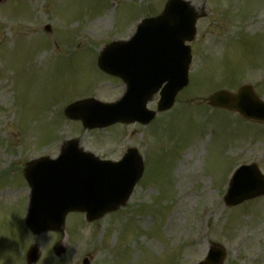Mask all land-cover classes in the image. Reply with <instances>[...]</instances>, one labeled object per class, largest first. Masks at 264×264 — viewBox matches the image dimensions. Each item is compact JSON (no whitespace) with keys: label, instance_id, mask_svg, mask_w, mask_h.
I'll return each instance as SVG.
<instances>
[{"label":"rangeland","instance_id":"374dc122","mask_svg":"<svg viewBox=\"0 0 264 264\" xmlns=\"http://www.w3.org/2000/svg\"><path fill=\"white\" fill-rule=\"evenodd\" d=\"M186 1L197 15L206 14L196 22L188 87L146 126L92 131L66 119L63 109L121 95L120 83L97 70L99 49L128 38L139 18L158 15L167 0L0 3V264H25L32 243L40 249L36 264H82L84 258L88 264H195L213 244L224 248L223 264H264V199L227 208L222 196L233 163L259 157L264 126L206 101L215 91L235 92L241 80L253 83L264 75V0ZM25 22L34 28L24 29ZM249 26L259 31L248 33ZM240 30L242 41L235 44ZM6 42H14L13 53ZM255 89L264 98V82ZM147 108L155 112V100ZM71 138L106 160L135 149L141 179L119 211L92 224L71 214L63 234L32 237L22 225V167L35 155L56 158ZM61 239L66 251L56 258L52 247Z\"/></svg>","mask_w":264,"mask_h":264},{"label":"water","instance_id":"95a60500","mask_svg":"<svg viewBox=\"0 0 264 264\" xmlns=\"http://www.w3.org/2000/svg\"><path fill=\"white\" fill-rule=\"evenodd\" d=\"M180 6L178 0H170L164 14L156 20L143 22L130 42L112 44L101 53L98 59L99 67L111 75L120 77L127 86L128 92L118 104L103 105L93 100L79 102L69 106L64 111L65 116L80 119L86 128L104 127L130 120L148 123L154 114L145 111V104L164 82L166 85L161 90L158 111L168 110L176 94L187 84L190 56L182 43L191 39L193 31H190V28L195 23V15L189 7L183 9L185 12L177 14ZM156 66L164 68L161 75L163 79L157 82L142 78L147 72L157 73ZM210 103L234 109L253 119H264L258 112L264 110V106L258 104L248 88L241 90L235 97L226 93L216 94L210 98ZM98 112L101 113L96 122L92 115ZM79 150L82 151L76 141H68L57 160L44 159L27 164L24 174L33 190V197L34 190L40 188L35 192L42 195V204H53L55 209L54 219L50 218L51 214L48 212L35 216L32 212L31 216L29 215L26 225L32 233L37 235L50 230L61 231L68 212H86L87 218L92 221L116 210L124 205L141 177L142 162L134 150H129L122 162L117 164L99 163L90 157V154L81 155ZM262 180L264 179L259 176L255 167L240 168L231 180L225 204L233 206L264 194ZM81 186L84 189L78 193L81 197L79 202H63L62 193L70 192V195L72 190H78ZM48 192L55 193L54 202H49L53 196L49 198ZM218 253L223 255L221 249ZM212 255L216 256V253H211L210 256ZM221 262L222 258H217L202 264Z\"/></svg>","mask_w":264,"mask_h":264}]
</instances>
